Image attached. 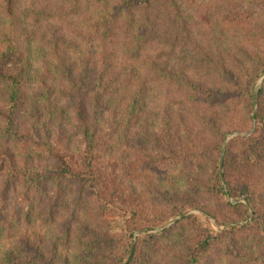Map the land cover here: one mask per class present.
I'll return each instance as SVG.
<instances>
[{
  "label": "trees",
  "instance_id": "trees-1",
  "mask_svg": "<svg viewBox=\"0 0 264 264\" xmlns=\"http://www.w3.org/2000/svg\"><path fill=\"white\" fill-rule=\"evenodd\" d=\"M263 74L264 0H0V264H264Z\"/></svg>",
  "mask_w": 264,
  "mask_h": 264
},
{
  "label": "water",
  "instance_id": "water-1",
  "mask_svg": "<svg viewBox=\"0 0 264 264\" xmlns=\"http://www.w3.org/2000/svg\"><path fill=\"white\" fill-rule=\"evenodd\" d=\"M263 82H264V75L262 76V78H261L259 84H257V86L255 87V90H254V101L256 100L257 92H258V90H259V88H260V86H261V84H262ZM223 159H224V152L222 153V156H221V159H220V168H221V172L223 171ZM239 201H244V202H245L244 199L237 200V201H235V202H239ZM248 205H249V204H248ZM250 208H251V207H250ZM189 213H190L189 211H188V212H184V213H182V214H180V215H178V216L172 218V219H171L166 225H164V226H162V227H160V228L143 229V230H139V231L135 232V233H134V236H133L132 253H131L130 257L128 258V260L125 261V262L122 263V264H127V263L131 260L133 254H134V251H135L136 240H137L138 235H141V234H148V233H153V232H158V231H160V230H163V229L167 228L170 224H172V223H174L175 221H177V220H179V219L185 217V216L188 215ZM252 215H253V208H251V216H252ZM251 216H250V217H251ZM248 222H249V220H247L246 223H248ZM236 224H239V223H238V222H232V223L228 224L227 226L236 225ZM240 224H241V223H240Z\"/></svg>",
  "mask_w": 264,
  "mask_h": 264
},
{
  "label": "rangeland",
  "instance_id": "rangeland-1",
  "mask_svg": "<svg viewBox=\"0 0 264 264\" xmlns=\"http://www.w3.org/2000/svg\"><path fill=\"white\" fill-rule=\"evenodd\" d=\"M263 75H264V74H263ZM263 75H262V76H263ZM262 76H261V78H262ZM261 78L259 79V81H258L257 84H259ZM237 134H242V135H244L245 133H238V132H235V133L231 134L229 137H232V136L237 135ZM221 156H222V155H221ZM220 159H221V158H220ZM231 200L235 202V201H237V200H241V198H240V199H237V200H233V199L231 198ZM239 202H241V201H239ZM235 203H237V202H235ZM188 211L190 212L189 214H191V213H199V214L207 215V214H205L203 211H201V210H199V209H190V210H187V211H185V212H188ZM183 213H184V212H183ZM181 214H182V213H181ZM189 214H188V215H189ZM179 215H180V214H179ZM177 216H178V215H177ZM186 216H187V215H186ZM250 216H251V214H250ZM250 216H249L245 221H234V222H238V223L244 224V223L247 222V220H249V221L251 220V217H252L253 215H252L251 217H250ZM175 217H176V216H175ZM172 218H174V217H172ZM172 218H171V219H172ZM171 219H170V220H171ZM181 219H182V218H181ZM170 220H169V221H170ZM179 220H180V219H179ZM211 220H212L214 226H215L217 229H221V230L228 228L229 226H227V225L230 224V223H232V222H230V223H228V224H226V225H224V226H220V225H218V224H215V220H214L213 218H211ZM169 221H168V222H169ZM177 221H178V220H177ZM177 221H175V222H177ZM168 222H167V223H168ZM175 222H174V223H175ZM167 223H165L164 225H166ZM174 223H172V224H174ZM172 224H170L168 227H170ZM164 225H163V226H164ZM161 227H162V226H161ZM168 227H167V228H168ZM159 228H160V227H159ZM148 229H153V228H148ZM165 229H166V228H165ZM140 230H143V229H140ZM138 231H139V230H138ZM136 232H137V231H136ZM153 233H154V232H153ZM148 234H150V233H148ZM138 236H139V235H138ZM123 263H124V262H123ZM121 264H122V263H121Z\"/></svg>",
  "mask_w": 264,
  "mask_h": 264
}]
</instances>
